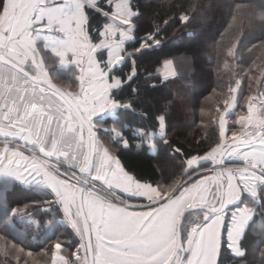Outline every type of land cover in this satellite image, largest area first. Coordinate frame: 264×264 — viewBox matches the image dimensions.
<instances>
[{
    "label": "snow or ice",
    "instance_id": "1",
    "mask_svg": "<svg viewBox=\"0 0 264 264\" xmlns=\"http://www.w3.org/2000/svg\"><path fill=\"white\" fill-rule=\"evenodd\" d=\"M225 6L228 28L250 7ZM142 15L137 0H0V192L15 182L42 191L79 237L67 254L55 243L47 264H245L247 233L258 227L264 236V70L249 75L257 90L241 97L238 127L227 128L221 113L218 139L203 154L176 148L185 157L178 174L143 180L114 150L129 145L118 110L139 97L137 53L162 43L158 24L140 35ZM247 15L264 29V10ZM56 63L75 69L70 83L53 82ZM161 75H178L172 60ZM240 85L229 88L225 111ZM155 121L136 135L169 144L166 115Z\"/></svg>",
    "mask_w": 264,
    "mask_h": 264
},
{
    "label": "trees",
    "instance_id": "2",
    "mask_svg": "<svg viewBox=\"0 0 264 264\" xmlns=\"http://www.w3.org/2000/svg\"><path fill=\"white\" fill-rule=\"evenodd\" d=\"M137 3L143 13L138 21L140 35L154 30L158 24L162 43L137 53L140 78L133 87L140 90L139 97L134 108L118 110L129 145L125 148L119 144L114 150L128 170L155 184L178 174L185 157L174 149L180 148L185 155L203 154L218 139L217 123L225 112L224 101L231 95L229 88L235 86L237 79L241 81L237 103L226 115V126L238 127L236 121L242 110L246 111V101L241 97L257 90L255 79L250 80L249 75L259 76L264 70L262 22L252 19L250 24L247 13L264 10V0H137ZM235 3L250 7L242 9V15H237L238 24L234 22L228 28L231 18L225 5ZM181 12L193 17L187 25L179 22ZM165 19L169 24H163ZM234 43L235 55L229 57L227 52ZM169 59L178 75L164 80L163 63ZM250 83L254 87L250 88ZM130 91L127 89L121 99L127 100ZM159 113L166 115L169 144L157 140L155 151L150 152L136 133L141 129L152 132ZM108 124H112L111 118L106 120ZM45 198L42 191L17 183L0 192V237H3L0 244L5 247L0 251V264H47L57 242L64 247V254L75 249V235L59 223L60 212L45 204ZM14 209L21 211L13 215ZM27 216L36 222L37 228L19 220ZM243 247L247 254L245 264H264V236L258 227L247 233ZM20 248L24 251H19Z\"/></svg>",
    "mask_w": 264,
    "mask_h": 264
},
{
    "label": "rangeland",
    "instance_id": "3",
    "mask_svg": "<svg viewBox=\"0 0 264 264\" xmlns=\"http://www.w3.org/2000/svg\"><path fill=\"white\" fill-rule=\"evenodd\" d=\"M239 15V14H238ZM242 14H240L239 16H241ZM238 24V21H235V23H234V25H237ZM155 46V45H154ZM48 71H49V73H50V75L51 76H54L55 78H54V80H53V82H55V83H57V84H59V85H63V84H65V83H70L74 78L72 77V71H75V69L73 68V69H71V70H69V69H65V68H61L60 67V65L58 64V63H56V64H54V65H52L51 67H49L48 68ZM162 72H163V69H162ZM69 91H72L73 89L72 88H69L68 89ZM233 107V106H232ZM232 107H230V108H228L227 109V111H225L223 114H224V116H225V121H226V115L228 114V112L230 111V109H232ZM182 110V112H183V114H186V111H184V109L182 108L181 109ZM220 119V118H219ZM218 122H219V120H218ZM106 127H111L112 126V124H108V125H105ZM227 127V126H226ZM217 128H218V123H217ZM218 135H219V133H218ZM153 142V141H152ZM152 142H150V143H152ZM155 144H156V142H155ZM15 183H17V184H22V185H26V186H28L27 184H23V183H20V182H15ZM26 222H28V221H26ZM79 243V242H78ZM78 243H77V245H76V247H78ZM75 247V248H76ZM75 250V249H74ZM73 250V251H74Z\"/></svg>",
    "mask_w": 264,
    "mask_h": 264
},
{
    "label": "crops",
    "instance_id": "4",
    "mask_svg": "<svg viewBox=\"0 0 264 264\" xmlns=\"http://www.w3.org/2000/svg\"><path fill=\"white\" fill-rule=\"evenodd\" d=\"M225 117V116H224ZM219 122H220V119H219ZM219 122H218V131H219ZM157 140H159V137H158V135H157V137H156V139L155 140H153V142L152 143H150V142H148V141H146V140H144V144L148 147V149H149V151L150 152H154L155 151V148H156V144H155V142L157 141ZM153 145H155V146H153ZM21 186H24V187H29V186H26V185H22V184H20ZM19 220H23L25 223H27V224H29V225H31V224H33V226L35 225V228H37V224H36V222L29 216H27V217H20V219ZM26 221H28V222H26ZM74 234V233H73ZM75 235V234H74ZM73 235V236H74ZM75 238H76V236H74ZM34 238H36V237H34ZM77 240V239H76ZM78 243V242H77ZM53 250H54V246H53Z\"/></svg>",
    "mask_w": 264,
    "mask_h": 264
},
{
    "label": "built area",
    "instance_id": "5",
    "mask_svg": "<svg viewBox=\"0 0 264 264\" xmlns=\"http://www.w3.org/2000/svg\"><path fill=\"white\" fill-rule=\"evenodd\" d=\"M59 212H60L59 223L62 224V225H64V226H66V227H68V228L73 232V230L71 229L70 225H69V224L67 223V221L65 220L62 211H59ZM73 233H74V232H73ZM74 234H75V233H74ZM75 236H76V235H75ZM76 239H77V241L79 242V237H78V236H76ZM78 244H79V243H78Z\"/></svg>",
    "mask_w": 264,
    "mask_h": 264
}]
</instances>
